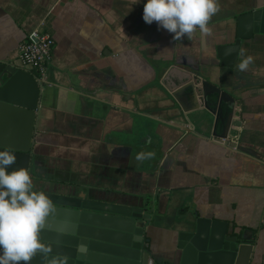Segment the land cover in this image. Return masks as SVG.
<instances>
[{
    "label": "crops",
    "instance_id": "0c3cea01",
    "mask_svg": "<svg viewBox=\"0 0 264 264\" xmlns=\"http://www.w3.org/2000/svg\"><path fill=\"white\" fill-rule=\"evenodd\" d=\"M144 3L0 0V63L22 69L19 47L39 24L54 42L32 181L141 209L158 263L180 257L196 214L226 223L252 247L248 264H264V35L243 40L231 67L217 56L264 0H217L210 31L178 39L143 21Z\"/></svg>",
    "mask_w": 264,
    "mask_h": 264
},
{
    "label": "water",
    "instance_id": "95a60500",
    "mask_svg": "<svg viewBox=\"0 0 264 264\" xmlns=\"http://www.w3.org/2000/svg\"><path fill=\"white\" fill-rule=\"evenodd\" d=\"M256 35H264V7L237 17L234 43L217 50L221 65L233 66L241 42ZM41 84L28 71L0 63V151L9 150L16 156L9 172L22 167L29 171ZM17 124L18 132L14 130ZM32 182L34 190L45 192L52 202L39 233L51 250L48 259L63 257L66 264L249 263L250 245L231 236L226 223L196 214L191 230L178 236L180 257L158 263L147 246L150 216L141 209L93 201L84 194L60 193ZM30 264H48V260L37 254Z\"/></svg>",
    "mask_w": 264,
    "mask_h": 264
},
{
    "label": "clouds",
    "instance_id": "9594fccd",
    "mask_svg": "<svg viewBox=\"0 0 264 264\" xmlns=\"http://www.w3.org/2000/svg\"><path fill=\"white\" fill-rule=\"evenodd\" d=\"M218 10L217 0H145L142 19L149 25L155 21L158 29L178 39L196 30L208 33V21ZM251 61L250 56L241 60L238 70L245 71ZM151 156V152H142L137 159ZM15 162L11 151H0V264H30L37 254L48 264H66L63 257L48 259L51 250L39 237L52 211L51 199L34 190L26 168L7 171Z\"/></svg>",
    "mask_w": 264,
    "mask_h": 264
},
{
    "label": "built area",
    "instance_id": "2783aa9c",
    "mask_svg": "<svg viewBox=\"0 0 264 264\" xmlns=\"http://www.w3.org/2000/svg\"><path fill=\"white\" fill-rule=\"evenodd\" d=\"M54 42L52 37L39 24L22 43L18 50L20 66L40 82L45 77L51 60Z\"/></svg>",
    "mask_w": 264,
    "mask_h": 264
}]
</instances>
